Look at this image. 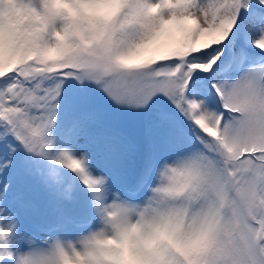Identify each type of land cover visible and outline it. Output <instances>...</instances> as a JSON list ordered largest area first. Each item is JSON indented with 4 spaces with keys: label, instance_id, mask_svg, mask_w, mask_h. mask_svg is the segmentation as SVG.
Returning <instances> with one entry per match:
<instances>
[{
    "label": "snow or ice",
    "instance_id": "snow-or-ice-1",
    "mask_svg": "<svg viewBox=\"0 0 264 264\" xmlns=\"http://www.w3.org/2000/svg\"><path fill=\"white\" fill-rule=\"evenodd\" d=\"M98 2L0 22V264H68L55 242L101 211L156 223L80 264H264V0H122L102 21Z\"/></svg>",
    "mask_w": 264,
    "mask_h": 264
},
{
    "label": "clouds",
    "instance_id": "clouds-1",
    "mask_svg": "<svg viewBox=\"0 0 264 264\" xmlns=\"http://www.w3.org/2000/svg\"><path fill=\"white\" fill-rule=\"evenodd\" d=\"M122 3V0H100L95 5H85L84 11L96 20H104L112 11H114ZM153 4H157L158 0H152ZM175 0H168L166 7H171ZM40 7L37 0H0V22L10 27H15L18 22L25 19L30 15L33 9ZM124 11H128L127 8ZM165 18H168V12L164 13ZM60 26L58 25V30ZM129 31L143 32L145 29L136 26ZM62 34V33H61ZM98 35V34H97ZM121 34H117L118 40ZM87 38H91L90 36ZM75 42H80L79 37L73 38ZM128 41L120 45L116 49L114 55H123L127 60H134L138 57L140 49L137 48L133 51L128 50ZM151 41H144L141 47H147ZM57 54L55 48V41H50L47 45V51L44 53L47 57H53ZM170 165H164L160 172L161 182H166L167 172ZM58 175V174H57ZM71 192V189H68ZM69 198V197H65ZM156 223V217L149 214L146 218L132 215L125 222H121L118 217H110L107 213L101 211L100 226L88 233L82 234L77 238H59L58 243L63 248L64 252L68 255V264H80V259H87L89 250H96L97 248L117 249L126 246L121 243V231L131 230L132 228H140L144 231H150L151 227Z\"/></svg>",
    "mask_w": 264,
    "mask_h": 264
},
{
    "label": "rangeland",
    "instance_id": "rangeland-1",
    "mask_svg": "<svg viewBox=\"0 0 264 264\" xmlns=\"http://www.w3.org/2000/svg\"><path fill=\"white\" fill-rule=\"evenodd\" d=\"M114 119L117 125L123 130V132L127 135L128 138L131 137V135H128L129 132L135 134L134 135V137L136 136L135 139H137V136L141 135V124L139 122V118H137L136 116L129 114V115L118 116L115 117ZM126 123H128L129 127L126 126L127 125ZM29 227H31V225H29ZM37 237L40 240L47 239V237H43L40 235H37Z\"/></svg>",
    "mask_w": 264,
    "mask_h": 264
}]
</instances>
